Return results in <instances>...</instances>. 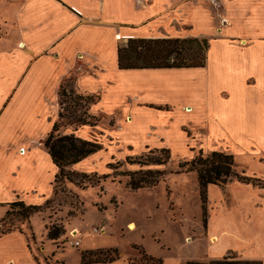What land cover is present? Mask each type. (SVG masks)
I'll return each mask as SVG.
<instances>
[{
	"label": "crops",
	"instance_id": "crops-1",
	"mask_svg": "<svg viewBox=\"0 0 264 264\" xmlns=\"http://www.w3.org/2000/svg\"><path fill=\"white\" fill-rule=\"evenodd\" d=\"M7 1L17 5L14 25L20 34L16 44L0 51V82L5 85L0 129L6 128L0 135V206L23 197V187L17 185L26 164L22 156L34 151L26 136L16 139L4 126L13 114L23 112L20 96L13 94L32 64L46 59L50 94H57L60 82L74 76L76 91L100 96L92 111L101 100L93 86L104 96H119L120 104L130 101L121 110V116L129 119L115 133L140 124L159 131L178 117L181 130L201 135V149H231L241 165L245 164L241 156L250 157L257 172L243 170V174L260 179L261 186L238 180L224 187L207 186L214 211L221 212L218 220L213 211L207 224L214 245L208 260L221 258L230 249L264 264V0H217L221 14L216 20L201 0ZM163 27L177 33H157ZM192 36L208 40L204 66L121 69L117 65V48L129 38ZM17 68L18 76L23 73L12 89L9 74ZM86 84L91 87L83 89ZM164 96L178 98L174 102ZM26 116L31 119V113ZM20 148L28 149L21 154ZM35 150L56 173L49 154ZM239 191L244 193L241 197Z\"/></svg>",
	"mask_w": 264,
	"mask_h": 264
},
{
	"label": "rangeland",
	"instance_id": "rangeland-1",
	"mask_svg": "<svg viewBox=\"0 0 264 264\" xmlns=\"http://www.w3.org/2000/svg\"><path fill=\"white\" fill-rule=\"evenodd\" d=\"M201 1L210 9L213 18L218 19L221 6L217 0ZM14 8L16 9L17 5L10 4L7 0H0V51L16 44V36L18 39L20 34L14 25L16 21ZM157 33L176 34L177 32L172 28L163 27ZM8 34H12L11 37ZM29 55L31 54L28 53ZM49 63L46 59H42L32 64L26 78L19 82L13 94L20 96L23 112L20 116L13 114L6 125L4 124L10 129L11 136L14 135L16 139L26 136L31 142L29 146L34 151L31 150L27 155L22 156V159H26V164L22 169L23 181L18 179L17 185L23 187L20 189L23 195L21 199L26 204L42 205L43 209L32 213L27 220L20 221L15 210L12 211L6 204L0 206V220L7 209L11 211L6 218V224L0 221V231L9 225L17 226L10 233L0 237V264H81V252L95 248L117 250L118 257L114 262L107 264L131 262L143 264L144 261H139L142 257L140 249H143L146 255L159 259L161 264H184L191 260L207 261L209 250L214 246L207 224L213 214L215 203L212 204L207 195L205 221H203L196 173L174 172L179 169L180 163L197 155L201 149V135L196 134L195 137L185 127L181 130L178 117L169 123V127L161 128L159 131L155 128L148 130L147 125L140 124L115 133L114 130L120 129L129 119V116H121L123 114L121 110L128 107L130 101L123 100L120 104L119 96H104L103 90L86 84L83 89L91 87L98 95L101 94V100L96 107L97 112L92 111L91 107L100 96H94V101L88 105V111L95 114L96 124L77 128L74 125H62L58 133L74 132L82 138L100 143L102 148L84 158L73 168L76 172L85 175L77 176L73 181L66 179L54 181V167L49 160V164L45 163L44 157L40 160L35 148L47 152L43 142L54 121H66L65 116L68 111L65 106L68 102L63 103L60 96L67 95H60L61 90L71 91V96L79 92L73 88L74 76H71L60 82L57 94H50ZM18 73L17 68L9 74L10 79L13 80L10 86L12 89L15 88L23 71L19 76ZM4 87L5 85L0 82V96H4L1 94V88ZM163 98L175 102L178 96ZM153 106L157 107V105ZM84 107V105L78 106L76 113L80 114ZM159 108L171 109L172 106L160 105ZM59 110L63 111V118L58 117ZM28 113H31V119L26 116ZM5 129H0V135L6 131ZM121 136L130 141L122 142L124 140ZM161 147L170 149L168 162L164 165L152 164L143 168L165 169L166 173L162 179L152 187L137 190L127 187L126 172L137 170L140 165L127 163L126 156L137 157L147 153L149 149ZM27 149L20 148L21 154ZM201 150L207 154L212 149ZM217 150L233 154L236 170L240 174L243 170L248 172L251 169L257 172L250 157L241 156V161L245 163L242 167L231 149ZM11 153H14V148H11ZM109 163L114 168L110 167ZM94 172L108 176L101 178L99 183L90 185L87 181L94 178L92 176ZM232 180L238 179L234 177ZM213 189L209 194L213 195ZM243 194L239 191L238 197ZM214 213L219 220L220 210L219 214L215 211ZM130 223H133V228L128 227ZM53 226L63 229L59 237L54 240L47 236L48 229ZM76 241L79 242L78 245L74 244ZM231 252L242 256L238 251L230 249L226 250L224 255Z\"/></svg>",
	"mask_w": 264,
	"mask_h": 264
},
{
	"label": "trees",
	"instance_id": "trees-1",
	"mask_svg": "<svg viewBox=\"0 0 264 264\" xmlns=\"http://www.w3.org/2000/svg\"><path fill=\"white\" fill-rule=\"evenodd\" d=\"M208 40L204 37H150V38H129L124 44L117 48V65L121 69L130 68H179V67H201L205 65ZM60 96L63 103L68 102L65 109L68 111L66 121H54L51 130L44 139L43 145L47 150L53 164L57 167L54 175V181L66 179L73 181L77 176H83L84 173L76 172L72 169L73 164L82 161L89 155L99 151L102 146L100 143L82 138L74 132L59 134V127L64 125H74L75 128L81 125L93 126L97 119L88 111V105L94 101V96L81 93L67 92L62 89ZM62 97H65L63 99ZM84 107L80 114H77V108ZM62 110L58 111V117L63 118ZM170 150L166 147L149 149L147 153L137 157L126 156L125 161L129 164H139L137 170L127 171V187L131 190L147 188L156 185L166 173L165 169L143 168V166L164 165L168 162ZM119 164V162H116ZM113 167L111 163L108 164ZM114 168V167H113ZM194 171L197 176V185L203 221H205L207 186L209 184L225 185L232 178H237L241 182L252 183L261 186L263 182L255 177L240 174L236 170L235 160L232 153L212 150L204 154L201 150L197 155L189 160L179 164V169L175 173ZM94 178L87 182L90 185L99 183L101 178H106L108 174H92ZM80 181V180H79ZM10 209L15 210L20 221L27 220L34 212L41 211L42 205L26 204L23 200L17 199L8 203ZM7 209L5 215L0 221L7 222L6 218L11 213ZM17 228L15 225H9L0 231V235L10 232ZM63 232L60 227H51L48 229L49 239H57ZM143 264H161L159 259H154L145 254L140 249ZM118 257L115 248H95L86 249L81 252V264H107L112 263ZM130 264H133L131 262ZM184 264H262L258 259L243 258L233 252L222 256L221 258L210 259L207 261H186Z\"/></svg>",
	"mask_w": 264,
	"mask_h": 264
},
{
	"label": "bare ground",
	"instance_id": "bare-ground-1",
	"mask_svg": "<svg viewBox=\"0 0 264 264\" xmlns=\"http://www.w3.org/2000/svg\"><path fill=\"white\" fill-rule=\"evenodd\" d=\"M128 227H129V228H133V227H134L133 223L128 224ZM73 234H74V233H73Z\"/></svg>",
	"mask_w": 264,
	"mask_h": 264
},
{
	"label": "built area",
	"instance_id": "built-area-1",
	"mask_svg": "<svg viewBox=\"0 0 264 264\" xmlns=\"http://www.w3.org/2000/svg\"><path fill=\"white\" fill-rule=\"evenodd\" d=\"M21 151H22V150H21ZM78 243H79V242H78V241H76L74 244H75V245H78Z\"/></svg>",
	"mask_w": 264,
	"mask_h": 264
}]
</instances>
